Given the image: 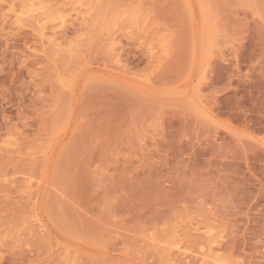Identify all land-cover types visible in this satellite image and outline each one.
I'll use <instances>...</instances> for the list:
<instances>
[{
  "label": "rangeland",
  "instance_id": "374dc122",
  "mask_svg": "<svg viewBox=\"0 0 264 264\" xmlns=\"http://www.w3.org/2000/svg\"><path fill=\"white\" fill-rule=\"evenodd\" d=\"M202 250L264 264V0H0V264Z\"/></svg>",
  "mask_w": 264,
  "mask_h": 264
},
{
  "label": "bare ground",
  "instance_id": "6f19581e",
  "mask_svg": "<svg viewBox=\"0 0 264 264\" xmlns=\"http://www.w3.org/2000/svg\"><path fill=\"white\" fill-rule=\"evenodd\" d=\"M25 7H26V9L28 8L26 5H25ZM21 9H22V8H21ZM29 9H30V7H29ZM34 9H35V8H34ZM22 10H23V9H22ZM12 11H13V10H12ZM31 11L33 12V10L30 9L29 12L31 13ZM36 11H37V10H36ZM43 11H44V10H43ZM17 12H19V11H17ZM29 12H27V13H29ZM34 12H35V11H34ZM38 12H39V11H38ZM15 13H16V12H15ZM22 13H23V12H22ZM24 13H25V12H24ZM24 13H23V15H25ZM35 13H36V12H35ZM41 13H44V15H45V12H40V14H41ZM47 13H48V12H47ZM37 14H38V13H37ZM40 14H39V15H40ZM18 15H22V14H18ZM23 15H22V16H23ZM26 15H27V14H26ZM44 15H43V16H44ZM47 15H48V14H47ZM22 16H21V18H22ZM29 16H31V15L29 14ZM40 16H41V15H40ZM13 17H14V16H13ZM18 17H19V16H17L16 19H19ZM21 18H20V19H21ZM38 18H39V17H38ZM60 19H61V17H60ZM64 19H65V18L62 17V20H63V21H62V20H61V21L64 22ZM60 23H61V22H60ZM200 231H201V233L204 235V237H206V240L211 238V237H210V236H211V235H210V234H211V229H210L208 226H205V227H204L202 230H200ZM176 235H177V234H176ZM172 237H174V236L172 235ZM172 237H171V238H172ZM174 238H175V237H174ZM172 242H175V241H172ZM172 244H173V243H172ZM172 244H171V245H172ZM177 245H178V242H176V243L174 244L175 247H176ZM210 245H211V244H210ZM210 245H209V248H210ZM177 247H178V246H177ZM177 247H176V248H177ZM173 248H174V247H173ZM173 248H172V249H173ZM179 249H180V248H179ZM167 250H168V248H167ZM181 250H183V249H181ZM209 250H210V249H208L207 251H209ZM169 251H170V250H169ZM173 251H174V250H173ZM207 251H203V250H202V255H201L202 257H201V256L198 257V259H200V261H201L202 263L204 262V264H205V263H206V264H211V263H212V264H221V263H218L219 260H218V262H216V261H217V260H216L217 258H215V259H214V258H213V259H209V258H211L212 254L210 255V254H209L210 252L208 253ZM170 252H171V251H170ZM184 252H185V251H184ZM200 252H201V250H200ZM200 252H199V253H200ZM204 252H205V253H204ZM167 253H168V252H167ZM167 253H166V254H167ZM178 253H179V252H178ZM180 253H181V251H180ZM180 253H179V254H180ZM182 253H183V252H182ZM169 258H170V257H169ZM170 259H171V258H170ZM207 259H209V261H210V260H212V261L209 263ZM171 260H172V259H171ZM169 261H170V260H169ZM169 263H170V262H169ZM223 264H226V263H223Z\"/></svg>",
  "mask_w": 264,
  "mask_h": 264
}]
</instances>
